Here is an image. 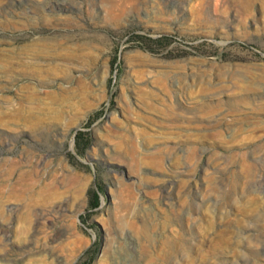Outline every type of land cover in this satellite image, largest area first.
I'll return each instance as SVG.
<instances>
[{"label":"rangeland","instance_id":"rangeland-1","mask_svg":"<svg viewBox=\"0 0 264 264\" xmlns=\"http://www.w3.org/2000/svg\"><path fill=\"white\" fill-rule=\"evenodd\" d=\"M0 264H264V0H0Z\"/></svg>","mask_w":264,"mask_h":264},{"label":"trees","instance_id":"trees-1","mask_svg":"<svg viewBox=\"0 0 264 264\" xmlns=\"http://www.w3.org/2000/svg\"><path fill=\"white\" fill-rule=\"evenodd\" d=\"M94 198H95V200L93 201V203H92V205L93 206H96V204H97V202H98V195H97V193H94Z\"/></svg>","mask_w":264,"mask_h":264},{"label":"bare ground","instance_id":"bare-ground-1","mask_svg":"<svg viewBox=\"0 0 264 264\" xmlns=\"http://www.w3.org/2000/svg\"><path fill=\"white\" fill-rule=\"evenodd\" d=\"M52 6V5H51Z\"/></svg>","mask_w":264,"mask_h":264}]
</instances>
